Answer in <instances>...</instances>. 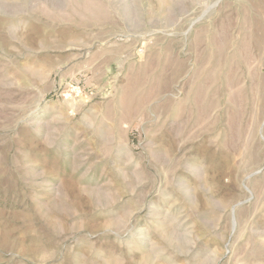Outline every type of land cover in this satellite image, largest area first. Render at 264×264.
<instances>
[{
  "label": "rangeland",
  "instance_id": "rangeland-1",
  "mask_svg": "<svg viewBox=\"0 0 264 264\" xmlns=\"http://www.w3.org/2000/svg\"><path fill=\"white\" fill-rule=\"evenodd\" d=\"M0 264H264V0H0Z\"/></svg>",
  "mask_w": 264,
  "mask_h": 264
},
{
  "label": "water",
  "instance_id": "water-1",
  "mask_svg": "<svg viewBox=\"0 0 264 264\" xmlns=\"http://www.w3.org/2000/svg\"><path fill=\"white\" fill-rule=\"evenodd\" d=\"M235 208L236 206L233 207V210H232V213H233V219H234V228H233V232L235 230V227H236V221H235Z\"/></svg>",
  "mask_w": 264,
  "mask_h": 264
},
{
  "label": "bare ground",
  "instance_id": "bare-ground-1",
  "mask_svg": "<svg viewBox=\"0 0 264 264\" xmlns=\"http://www.w3.org/2000/svg\"><path fill=\"white\" fill-rule=\"evenodd\" d=\"M233 222H234V219H233Z\"/></svg>",
  "mask_w": 264,
  "mask_h": 264
}]
</instances>
